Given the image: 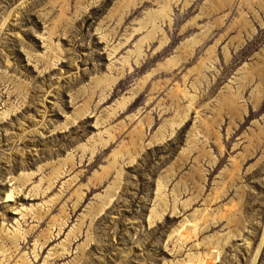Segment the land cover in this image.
Returning <instances> with one entry per match:
<instances>
[{
  "label": "rangeland",
  "instance_id": "374dc122",
  "mask_svg": "<svg viewBox=\"0 0 264 264\" xmlns=\"http://www.w3.org/2000/svg\"><path fill=\"white\" fill-rule=\"evenodd\" d=\"M263 241L264 0H0V264H264Z\"/></svg>",
  "mask_w": 264,
  "mask_h": 264
},
{
  "label": "bare ground",
  "instance_id": "6f19581e",
  "mask_svg": "<svg viewBox=\"0 0 264 264\" xmlns=\"http://www.w3.org/2000/svg\"><path fill=\"white\" fill-rule=\"evenodd\" d=\"M166 41V40H165ZM239 44V43H238ZM126 62H128V60L126 59L125 60ZM124 61V62H125ZM126 64V63H125ZM127 65V64H126ZM129 66H130V64H129ZM115 80V79H114ZM229 88V87H228ZM241 92H243V90L245 89V85L243 86H241ZM238 94H240V93H238ZM195 98V97H194ZM193 98V99H194ZM238 99H239V95H232V104H233V106H234V108L237 106L236 105V103H238ZM127 101V100H126ZM129 101V100H128ZM126 102H125V100H123V102H122V105H124ZM239 107V106H238ZM233 108V109H234ZM189 112V111H188ZM243 112H244V110H243ZM239 114H242V113H239ZM186 115V114H185ZM187 116V115H186ZM186 118V117H185ZM239 119V118H238ZM237 119V120H238ZM182 123H183V121H182ZM180 125H181V123H180ZM111 139L112 140H114V137L112 136L111 137ZM204 153H205V151H204ZM134 161V160H133ZM179 167V166H178ZM181 167V166H180ZM183 167V166H182ZM180 169H178V171H179ZM195 177V176H194ZM119 179V178H118ZM121 179V178H120ZM119 182H120V180H118ZM117 181V182H118ZM116 182V181H115ZM116 182V183H117ZM180 182H182V181H180ZM196 182V181H195ZM202 182V181H201ZM182 184V183H181ZM116 185V184H115ZM185 185V184H184ZM199 186V185H198ZM187 187V186H186ZM203 190V189H202ZM200 192V191H199ZM201 194V193H200ZM10 198V197H9ZM110 199V198H109ZM198 199V196L195 198V199H193V200H197ZM191 202L192 201H190V203H189V205L191 204ZM188 205V206H189ZM104 206V205H103ZM106 206V205H105ZM102 211V210H101ZM175 213H176V211H175ZM221 220V219H220ZM219 219H213V222H214V224L216 225L217 223H219V221H220ZM218 226V225H217ZM227 227H229V225L227 226ZM241 227V223H240V220H238V219H236V220H234V224H233V230H229V232L228 233H226V235H224L225 236V240L224 241H226V242H228V241H230V239H233V237H238L239 236V234H238V229ZM191 228V227H190ZM208 228H209V226H205L204 227V229L202 230V231H205V230H208ZM179 231H180V229H175L173 232H172V235L171 236H175L177 233H179ZM237 231V232H236ZM236 232V233H235ZM200 234V232H198V231H196V230H194V236L195 237H197L198 235ZM231 234H233V236H231ZM240 237V236H239ZM264 242V241H263ZM217 245H220V241H219V239L217 240V243H216ZM225 244V243H224ZM222 247H224V246H222ZM219 255V254H218ZM218 257V256H217ZM216 256H214L213 257V259H212V261L209 263V264H213V262H215L214 261V259H218ZM259 257H260V247L257 249V251L255 252V254H254V256H253V259H252V262H251V264H257V262H258V260H259ZM191 259V258H190ZM14 261V260H13ZM14 264H18V260L14 263ZM182 264H186V263H182Z\"/></svg>",
  "mask_w": 264,
  "mask_h": 264
}]
</instances>
